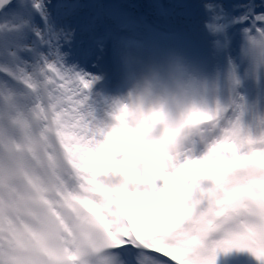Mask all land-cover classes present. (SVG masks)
Here are the masks:
<instances>
[{"label": "snow or ice", "instance_id": "1", "mask_svg": "<svg viewBox=\"0 0 264 264\" xmlns=\"http://www.w3.org/2000/svg\"><path fill=\"white\" fill-rule=\"evenodd\" d=\"M81 2L0 0V264H264V0L206 4L192 62L97 36L99 75Z\"/></svg>", "mask_w": 264, "mask_h": 264}, {"label": "bare ground", "instance_id": "2", "mask_svg": "<svg viewBox=\"0 0 264 264\" xmlns=\"http://www.w3.org/2000/svg\"><path fill=\"white\" fill-rule=\"evenodd\" d=\"M151 0H110L108 5L103 4V8H100L99 13H102L104 15H107V20L105 21L108 29V33H112V36H120L117 33V30L121 29L118 25V23L130 25L132 30L138 33L140 38L151 41V44L153 47H156L154 43H160L163 44L164 49H166V52H175L176 54H179L183 56L186 60L189 62H192L194 59H197L199 55H195L194 53L189 54L188 50L184 51L183 48L176 43H178L181 39V35L184 37L185 44L183 46L186 47L187 44L197 45V47L205 48L206 46V32L203 29L202 23L205 24V26L209 23H212V15L204 12L200 13L197 8L193 9L192 12L185 11V13L175 15L176 17L172 16L173 11L176 12L177 5L184 4L185 0H164L167 1V4L169 5L167 10L163 13H156L157 11H152L150 7L148 6L149 2ZM189 1V0H188ZM200 1V6L204 7V9H211L206 8V4H211L212 0H198ZM190 2L195 3V0H190ZM86 8V7H85ZM156 10V9H155ZM178 12V11H177ZM212 12V9H211ZM121 14V15H120ZM165 15L166 17L170 16L174 21L172 25L170 26V29L177 31V34L174 35L173 42H162L159 40H154L151 35L144 30L141 26L135 25L131 22H127V20H132L136 23H140L143 19H147V16L149 18H153L157 20L160 16ZM82 14L81 12H77L71 20H82ZM88 20V19H86ZM83 21V20H82ZM90 21V20H89ZM197 22H199L197 24ZM201 22V23H200ZM71 23V21H70ZM86 24V23H84ZM83 24V25H84ZM86 26H82L78 28L77 33L73 35L72 40L69 42H78L85 44L87 46V53L86 52H78V54L72 53V59L67 60L68 65L70 67H75L77 70L80 71H92L89 69V67L86 65L88 61H91V63H95L97 53V46L96 44L93 45L92 43H95V34H89V31L86 32L84 35H81L85 32ZM173 27V28H171ZM111 30V31H109ZM96 31L95 28L91 29V33H94ZM123 31V30H122ZM129 32V29L126 30V33ZM88 33V34H87ZM116 33V34H115ZM124 33V32H123ZM125 33V34H126ZM124 34V35H125ZM81 35V36H80ZM200 39H198L197 37ZM153 36V35H152ZM194 36V38H192ZM154 38H157L153 36ZM182 37V38H183ZM186 37V39H185ZM114 44H116L114 42ZM67 54H71L70 50H65ZM79 57H85V61H79ZM94 72V71H93ZM99 89V85H97V90ZM243 256H240L239 258L230 259L227 264H234V263H240L243 260ZM249 262V261H248ZM250 264V262H249Z\"/></svg>", "mask_w": 264, "mask_h": 264}, {"label": "rangeland", "instance_id": "3", "mask_svg": "<svg viewBox=\"0 0 264 264\" xmlns=\"http://www.w3.org/2000/svg\"><path fill=\"white\" fill-rule=\"evenodd\" d=\"M136 1H139V0H135V2ZM156 1L157 0H151L149 2V4H148V6L150 7V9L152 11H155ZM87 2H90L91 5L90 6H86V3ZM103 2H104V0H82L78 12H81L82 17H83V19H82L83 21L82 20H80V21L71 20V25L76 29V31H75L74 34L77 33L78 28H80V27H82L84 25L86 26L85 27L86 29H85V32L83 34H81V35H84L88 31H89V34H95L96 37L97 36H102V35L108 34L107 25L105 23V21L107 20L108 14L107 15H104L102 13H99L100 8H102L101 4H103ZM199 2L200 1L195 0V3H192V2H190V0L189 1L188 0H185V3L184 4H180V6L176 7L177 10H176V12L173 11L172 16L176 17L175 15H178V14L180 15L182 13H185V11H188V13H189V12H192L193 9L197 8V10H199L200 13H202V12H204L203 14L208 13V14L212 15V17H213L214 13L211 12V9H204V7H201L200 6V3L201 2L200 3ZM164 5L166 6V4H164ZM86 19H88V20H86ZM92 21H95V27L94 28L96 29V31L94 33H91L90 32L91 30H89V27H88L89 24ZM212 22H213V19H212ZM84 23H86V24H84ZM198 23L199 22H197V24ZM202 25H203V29L205 31V24L202 23ZM122 30L123 29H120V30L118 29L117 30V33L120 36H122L123 34L126 33V30H123V31ZM109 31H111V30H109ZM192 37L194 38V36H192ZM196 37H197V35H196ZM198 39H200V36H199ZM69 44H70V47H68V46L65 47V50H70L71 51V54H67V56H66V59L68 61L72 59V53L78 54V52H82V51L87 53V51H86L87 46L85 44L83 45L82 43H78L76 41L74 43L71 42ZM92 44L95 45L96 43H92ZM194 46L193 45L190 46L189 49H193ZM117 47H118V45L117 44H114V41L110 39L108 41V44H107V49H106V54L104 56V59H102L100 61V65H101L102 68L110 67L114 71V73L116 72V69H117V60H116V56H115V51H116V48ZM188 53H189V50H188ZM96 54L99 55L98 52ZM189 54H191V52ZM97 56H96V58H97ZM195 60L196 59H194L193 61H195ZM79 61L84 62L85 61V57H79ZM86 65L89 67V69H91L92 71H95V74H97V75L99 74V72L96 71V64L95 63H91V61H88L86 63ZM234 264H249V262L245 258H243L242 262H240V263H234Z\"/></svg>", "mask_w": 264, "mask_h": 264}, {"label": "clouds", "instance_id": "4", "mask_svg": "<svg viewBox=\"0 0 264 264\" xmlns=\"http://www.w3.org/2000/svg\"><path fill=\"white\" fill-rule=\"evenodd\" d=\"M193 95L189 94L188 92L182 91L179 97H174L173 100L170 102L172 107H178L180 104L190 105L193 100ZM195 99H199V94H195Z\"/></svg>", "mask_w": 264, "mask_h": 264}]
</instances>
